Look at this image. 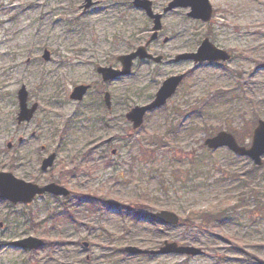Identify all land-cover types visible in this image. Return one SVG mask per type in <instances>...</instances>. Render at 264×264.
<instances>
[{
	"label": "rangeland",
	"instance_id": "374dc122",
	"mask_svg": "<svg viewBox=\"0 0 264 264\" xmlns=\"http://www.w3.org/2000/svg\"><path fill=\"white\" fill-rule=\"evenodd\" d=\"M151 1L163 16L148 50L162 61L137 59L128 76L104 82L97 67L120 68L118 56L153 33V21L132 0H94L87 10L85 0H0V171L39 185L58 181L73 192L37 195L27 204L0 197V264H264V156L256 165L204 145L224 130L248 147L264 120V0H211L207 23L190 18L188 8L164 12L171 0ZM205 37L232 58L174 61ZM179 74L185 76L176 93L134 129L126 113ZM80 84L91 87L82 100L71 99ZM22 85L39 109L18 125ZM53 152L54 165L43 172L41 162ZM129 206L145 215L169 210L180 222L137 221L123 209ZM206 209L226 210L225 222L204 223ZM190 216L193 225L184 221ZM30 235L46 245L12 244ZM166 240L203 254L125 251L156 250Z\"/></svg>",
	"mask_w": 264,
	"mask_h": 264
},
{
	"label": "water",
	"instance_id": "95a60500",
	"mask_svg": "<svg viewBox=\"0 0 264 264\" xmlns=\"http://www.w3.org/2000/svg\"><path fill=\"white\" fill-rule=\"evenodd\" d=\"M94 0H85V4L82 6L84 9H89ZM133 4L146 11L149 18L153 20V33L150 39L144 44L139 46L135 51L128 54L118 56V60L121 62L122 67L120 69L113 66H99L98 72L102 74L104 81L115 80L122 76L130 74L133 62L139 58L141 60L150 59L154 62H161L162 55H154L148 51V46L159 37V31L162 29V13H157L153 9V3L151 0H133ZM189 8L190 11L187 15L192 19H198L203 22H208L213 16V6L211 0H171L164 8V12L171 11L175 8ZM167 41V38L164 40ZM45 60H50L51 53L49 50H45L43 55ZM231 58V54L224 48L218 47L214 44L210 38L203 39L196 51L185 52L175 56L174 61H193L195 64H201L203 62H219L228 61ZM185 74H179L170 76L160 86L154 99L145 105L134 106L127 114L128 120L133 123L134 128H139L144 122V117L147 112L157 109L171 98L180 83L182 82ZM89 85H78L74 88L70 97L75 100H82L89 89ZM29 92L25 85H22L18 90L19 100V112L17 115V121L19 124L24 122H30L38 110L39 104L34 102L31 106L28 103ZM104 100L106 105L110 108L112 106L111 95L109 92L105 93ZM20 142L23 138L19 139ZM205 145L212 150H217L222 147L229 148L233 153L242 156L249 157L256 165L263 163L264 156V120L260 119L253 129L252 142L250 146L241 145L235 135L231 132L220 131L217 134L208 137L205 140ZM13 143L9 142L8 147L12 148ZM57 158L55 152L46 156L41 163V170L47 171L54 165ZM45 193H51L56 196H68L70 190L54 181H51L43 186L39 184L25 181L24 179L16 177L12 172L0 171V197L10 201L13 204L18 203H30L37 195ZM154 218L159 220L165 225H178L180 222L179 216L169 210H161L151 214ZM88 246L89 243H84ZM13 245L24 250H37L45 245L43 239L36 236H27L21 239L13 241ZM125 250L130 254H151V255H167V254H180L198 256L203 254V250L200 247L193 245H182L176 241H164V243L156 250H144L135 246L129 245L125 247ZM62 264H74L71 262H64Z\"/></svg>",
	"mask_w": 264,
	"mask_h": 264
},
{
	"label": "trees",
	"instance_id": "16d2710c",
	"mask_svg": "<svg viewBox=\"0 0 264 264\" xmlns=\"http://www.w3.org/2000/svg\"><path fill=\"white\" fill-rule=\"evenodd\" d=\"M204 147V146H203ZM88 200L96 205H100L101 202L97 201V200H94L92 197H88ZM142 202L144 201H141V200H137L136 203L137 204H141ZM106 206L108 207H113L114 205L110 202H103ZM123 209H127L128 212H130V215L133 216V218L135 220H139V221H145L146 220H151L152 222H155L154 218L151 217V215H145L144 214V211H142V208L141 207H125ZM226 210L224 209H214V210H208L206 209L205 212H204V216H203V222L204 223H214L215 221H218V222H225L226 220ZM193 219L190 217H188V219H185L184 221H186V223L188 225H193L191 224V221ZM201 224H202V221H201Z\"/></svg>",
	"mask_w": 264,
	"mask_h": 264
},
{
	"label": "flooded vegetation",
	"instance_id": "af4514ba",
	"mask_svg": "<svg viewBox=\"0 0 264 264\" xmlns=\"http://www.w3.org/2000/svg\"><path fill=\"white\" fill-rule=\"evenodd\" d=\"M146 60H150V59H146ZM150 61H152V60H150ZM98 73H99V72H98ZM100 75H101V77H102V74H100ZM102 80H103V78H102ZM103 81H104V80H103ZM111 81H112V80H111ZM104 82H109V81H104ZM89 86H90V85H89ZM90 87H91V86H90ZM90 87H89V89H90ZM89 89H88V90H89ZM87 92H88V91H87ZM86 94H87V93H86ZM86 94H85V95H86ZM83 98H84V97H83ZM111 100H112V98H111ZM105 105H106V104H105ZM112 109H113L112 106L109 108V107L106 105V110H107V111H110V112H111ZM36 112H37V111H36Z\"/></svg>",
	"mask_w": 264,
	"mask_h": 264
}]
</instances>
